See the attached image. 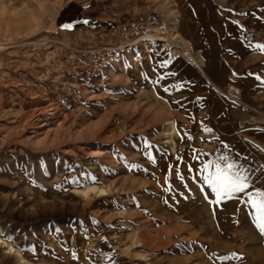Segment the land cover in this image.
<instances>
[{"label": "rangeland", "instance_id": "rangeland-1", "mask_svg": "<svg viewBox=\"0 0 264 264\" xmlns=\"http://www.w3.org/2000/svg\"><path fill=\"white\" fill-rule=\"evenodd\" d=\"M138 1L0 0V264H264V0Z\"/></svg>", "mask_w": 264, "mask_h": 264}, {"label": "snow or ice", "instance_id": "snow-or-ice-1", "mask_svg": "<svg viewBox=\"0 0 264 264\" xmlns=\"http://www.w3.org/2000/svg\"><path fill=\"white\" fill-rule=\"evenodd\" d=\"M88 24V20L82 21ZM61 27L70 28L72 25H62ZM261 51H264V45H257ZM223 166L218 161H208L203 165V171L207 173L204 176V183L207 184L217 197V201L225 197L231 199L236 193H245L250 187L247 175L243 174L241 169L237 168L235 162H227L226 158ZM250 196L249 203L255 210L256 223L262 234H264V191L256 190L255 196L248 193ZM241 259L238 254H231L228 257H221V259Z\"/></svg>", "mask_w": 264, "mask_h": 264}, {"label": "bare ground", "instance_id": "bare-ground-1", "mask_svg": "<svg viewBox=\"0 0 264 264\" xmlns=\"http://www.w3.org/2000/svg\"><path fill=\"white\" fill-rule=\"evenodd\" d=\"M40 21V20H39ZM29 26H30V24H29ZM30 28V27H29ZM157 37V36H156ZM155 36H152V35H149V36H144L143 37V39L146 41V43L148 44V43H150L151 41H153L154 39H158V38H156ZM160 38V37H159ZM161 38H165V37H161ZM172 40H174V38L172 39ZM11 42V41H10ZM152 43V42H151ZM8 44V43H7ZM11 44H12V42H11ZM182 47H184V49H187V47H185V46H182ZM188 50V49H187ZM189 51V50H188ZM231 91H232V95H234L235 97H239L240 96V91H237V90H234L233 88L231 89ZM37 108V107H36ZM39 108V107H38ZM47 108V107H46ZM34 110V109H33ZM41 110V109H40ZM39 110V111H40ZM52 110V109H51ZM47 111V110H46ZM44 112V110H42V113ZM47 122H48V119L47 118H44V120L43 121H41V123L38 125V127H41V128H44V127H46L47 126ZM63 123V122H62ZM32 124V123H31ZM59 124V123H58ZM94 125V124H93ZM98 125V124H97ZM59 126V125H58ZM61 126V125H60ZM95 126H96V124H95ZM95 126L93 127V128H95ZM57 127V126H56ZM48 129H50V131H52L51 129L52 128H48ZM91 129V128H90ZM89 129V130H90ZM85 131H87V129L85 130ZM91 131H92V129H91ZM45 132H47V131H45ZM48 132H49V130H48ZM53 132V131H52ZM89 132V131H88ZM8 133H10V132H8ZM36 133H37V130H36ZM55 133V132H54ZM57 133V135H58V132H56ZM92 133H94V132H90V134H92ZM98 133V132H97ZM7 134V133H6ZM5 134V135H6ZM46 134V133H45ZM87 134V133H86ZM47 135V134H46ZM95 135V134H94ZM48 136H49V134H48ZM91 136V135H90ZM46 136H44V138H45ZM47 138V137H46ZM6 140V139H5ZM97 188V186L96 185H92V186H90V187H88V188H84V189H81V191L84 193V194H89V192L91 191V190H95ZM80 191V192H81ZM150 241V240H149ZM0 242L1 243H3L7 248H9L10 250H13L14 249V246L13 245H10L7 241H5V240H2V239H0ZM7 248H6V250H7ZM3 252V251H2ZM10 253V252H9ZM3 256H5V257H8V256H11V254H8V252H3ZM2 256V257H3ZM4 258V257H3ZM22 259H23V257H21ZM19 261V260H18ZM10 262V261H9ZM18 264H19V262H18ZM22 264V263H21Z\"/></svg>", "mask_w": 264, "mask_h": 264}, {"label": "crops", "instance_id": "crops-1", "mask_svg": "<svg viewBox=\"0 0 264 264\" xmlns=\"http://www.w3.org/2000/svg\"><path fill=\"white\" fill-rule=\"evenodd\" d=\"M131 2L132 5L131 13L135 14L136 16L144 13L143 3L139 2L138 0H126V2ZM129 12V10H127Z\"/></svg>", "mask_w": 264, "mask_h": 264}]
</instances>
